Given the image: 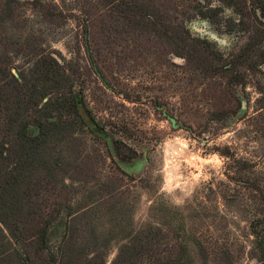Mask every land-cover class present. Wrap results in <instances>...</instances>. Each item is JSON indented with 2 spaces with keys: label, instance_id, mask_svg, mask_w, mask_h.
<instances>
[{
  "label": "rangeland",
  "instance_id": "obj_1",
  "mask_svg": "<svg viewBox=\"0 0 264 264\" xmlns=\"http://www.w3.org/2000/svg\"><path fill=\"white\" fill-rule=\"evenodd\" d=\"M42 1L63 15L59 24L39 22L38 10L23 4L15 20L0 29V38L15 48L33 34L46 51H57L66 62L79 67L76 89L101 133L97 136L87 127L77 130L82 155L94 156L87 176L124 178L120 190L129 198L138 196L133 212L136 226L148 219L158 221L156 216L149 217L150 206L156 201L168 204L171 210L166 224L174 228L181 219L178 226L185 225L186 233L195 235L207 248L208 264H258L249 250L254 238L252 222L264 217L261 194L231 177L248 178L264 193V63L256 74L247 71L243 87H227L223 77L187 69L181 57L167 54V60L166 45L152 37L138 32L120 37L113 29L108 35L106 26L101 25L106 23L101 20L105 8L97 0ZM150 1L162 12L169 11L167 16L175 22L184 18L183 10L194 2ZM198 1L221 5L225 15L240 17L221 0ZM237 5L252 26L258 24L253 17L258 9L252 0H237ZM184 24L191 36L208 40L224 56L236 52L248 39L247 31H218L200 16L186 19ZM14 61L13 65L23 63L21 57ZM234 95L241 102L237 112L211 119V112L235 106ZM113 137L137 155L120 161L112 153ZM223 147L229 155L217 150ZM240 159L251 166L234 171ZM60 225L53 227L52 250L63 232ZM223 252L225 255H220ZM115 253L113 242L108 261ZM190 253L184 255L190 258L189 264H203L193 248Z\"/></svg>",
  "mask_w": 264,
  "mask_h": 264
},
{
  "label": "trees",
  "instance_id": "obj_2",
  "mask_svg": "<svg viewBox=\"0 0 264 264\" xmlns=\"http://www.w3.org/2000/svg\"><path fill=\"white\" fill-rule=\"evenodd\" d=\"M97 1L105 8L101 20L106 23L101 25L108 35L113 29L120 37L132 32L152 37L166 45V58L167 54L181 57L187 69L223 77L227 87H243L247 71L256 74L264 63V0H252L258 9L254 20L262 27L245 19L237 0L221 2L238 13L239 19L225 15L221 5L194 0L183 10L184 18L176 22L167 16L169 11L162 12L150 0ZM23 4L38 10L39 22L59 24L63 16L42 0H0L1 30L15 20ZM195 16L207 19L218 31H247L248 39L236 52L224 56L208 40L191 36L184 22ZM17 57L22 58L21 65H13ZM96 73L102 76L100 70ZM80 74L77 64L66 62L57 51H46L33 34L15 48L0 38V264H189L190 258L184 255H191V248L208 264L207 248L195 235L186 233L185 225L178 226L181 219L174 228L166 224L171 210L168 204L156 201L149 217L156 216L158 221L148 219L136 226L133 212L138 196L129 198L120 190L124 178L87 176L94 156L82 155L77 130L87 127L97 136L101 133L76 89ZM124 94L130 99L128 92ZM234 98L233 108L215 110L210 118L220 120L235 114L241 102L236 95ZM110 144L120 161L137 155L120 139L113 137ZM217 150L230 154L227 147ZM250 166L240 159L233 169ZM231 178L261 194L264 212L259 185L241 175ZM55 224H61L63 232L52 250ZM252 224L249 255L264 264V217ZM113 242L116 253L108 261Z\"/></svg>",
  "mask_w": 264,
  "mask_h": 264
}]
</instances>
